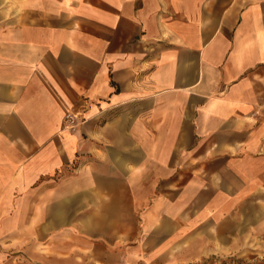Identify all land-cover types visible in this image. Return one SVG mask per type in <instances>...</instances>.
<instances>
[{
  "label": "crops",
  "instance_id": "0c3cea01",
  "mask_svg": "<svg viewBox=\"0 0 264 264\" xmlns=\"http://www.w3.org/2000/svg\"><path fill=\"white\" fill-rule=\"evenodd\" d=\"M0 264H264V0H0Z\"/></svg>",
  "mask_w": 264,
  "mask_h": 264
},
{
  "label": "built area",
  "instance_id": "2783aa9c",
  "mask_svg": "<svg viewBox=\"0 0 264 264\" xmlns=\"http://www.w3.org/2000/svg\"><path fill=\"white\" fill-rule=\"evenodd\" d=\"M80 123H82V118L79 117V114L73 111H68L65 114V127L69 129H76Z\"/></svg>",
  "mask_w": 264,
  "mask_h": 264
}]
</instances>
